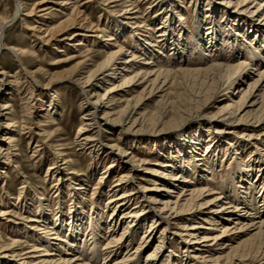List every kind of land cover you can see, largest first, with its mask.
Masks as SVG:
<instances>
[{
	"label": "bare ground",
	"instance_id": "1",
	"mask_svg": "<svg viewBox=\"0 0 264 264\" xmlns=\"http://www.w3.org/2000/svg\"><path fill=\"white\" fill-rule=\"evenodd\" d=\"M33 1L15 0L17 8L15 15L6 21L0 17V54L2 51L15 54L23 68H25V59L29 52L23 48L7 45L4 40V31L6 26L16 18H24L26 21V17H32L35 6L43 7L40 10L42 14L39 17L41 19L46 18L51 13L53 9L51 0L40 1L34 4V8L31 9L29 5ZM150 1L152 3V0ZM176 1L180 2L179 0H153V3H150L149 8H162L158 12L162 25L156 27V30L153 29V23L148 25L145 30L147 36H144V34L139 33L141 28L138 21L140 19L139 7L130 5L128 0H114V3L118 4L115 7L128 4L124 9L126 22L120 23V27L115 29L116 34L112 32V35L105 36L107 38L100 37L103 38L101 44L110 49L104 56L102 55L103 61L96 64L94 61L85 58L87 60H81L73 70L67 73V78L80 87L85 96L82 103L84 108V114L81 118L82 124L77 132V147L80 152L96 153L98 144H102L100 135L103 127L107 131H114L115 127L119 128V135L126 141L131 140L128 137V134H132L131 132L134 133L133 137H137L138 134H143V132L148 131L147 129L154 126L172 124L173 120L179 116L175 115L172 119L169 117L167 110L172 103H169L166 97L171 95V90L175 86L171 77L175 75L176 71L173 72L164 68L167 64L177 61L182 63L187 59H192L193 56L199 57L207 63L213 56H215L214 58L217 56V62H212L213 64L205 69L201 66L199 70L188 69L180 72L193 76V80L194 78H204L202 85H204L205 90H197L195 95L192 94L191 103L196 111L217 110V114L212 117H219L218 122L220 124L212 122L215 128L213 126L205 127V132L210 136L208 138L202 136V132L201 136L197 135L198 133H191L192 137L186 138L187 141L178 139L169 144L165 153L173 156L162 164H158L159 168L153 170V173L159 177H167L169 186L156 187L159 185L158 181L166 183V179L156 180L153 188L142 187L143 192L135 188L132 182L135 181L139 167L135 155L131 152L127 153L116 145L107 146L105 149L113 153V160L104 174L110 175L111 171H116L118 165L115 157H123L124 162L129 165L128 168L125 167L126 171L121 172L120 180L118 179L119 181L114 187L115 191L121 187H124L126 191L119 196H112L110 201L108 200L109 205L113 206L114 209L111 216L106 220L105 209L101 213L98 212L99 214L95 219L92 214H89V218L85 217L87 220L84 223L85 219L82 220L81 216L84 212L83 208L75 205L72 212L74 217L71 215L69 222H67V218L64 219V216L61 217L65 221L58 217L54 219L55 216L49 214L47 209L51 206H46L39 198L38 216L40 218L30 220L33 223L30 227L32 232H26L30 238H33L30 233L36 234V243L34 242L29 248L25 246L28 249L26 252L23 251L25 247L18 242L9 244L7 251L13 260L24 256L23 260H28V262L24 261L22 264H100L103 258L102 264H139V260L143 258H141L144 251L142 248L146 246L145 244L152 236L156 225L159 226L160 222V224L165 225L160 242L156 248L148 252L143 264L171 263L168 260H162V254L164 247L166 244L169 245L171 239L166 241V236H168L166 230L171 227L172 223L177 224L178 231L172 234L174 235V241L171 242L172 247H175L174 243L178 242V251L184 255L177 259L179 261L177 264H205L203 259L207 258L214 264H220L222 260H228L225 264H264V0H224L223 2L209 0L205 10L199 8L201 10L198 9L196 12V20L194 19L196 31L194 35L188 38L191 41L183 38L187 27V17H185L186 15L183 16L184 14L180 15L181 13L177 14L175 10ZM74 2L73 0H65L62 5L69 7L74 5ZM234 6L237 9L231 11L230 9ZM179 7L182 6L179 5ZM202 11H206L207 16L212 19L205 34L202 25H206L204 24L206 21L202 18ZM221 14L224 15L225 21L217 28L212 23ZM247 17L252 20L256 17L257 20L255 21L258 22L251 23L242 20V18L246 19ZM172 28L179 31V37H177L179 39H175V33L172 32L173 35L171 36L173 37L169 39L171 41H168L165 36L167 37ZM222 28L224 29L222 30ZM81 32L74 31L68 39L70 42H74L73 46L75 47L90 43L89 36ZM127 36L133 39V50L143 52L141 59L137 58L131 48L132 52L118 48L117 42ZM154 37L157 40L163 38V40L161 39L162 42L165 41L168 47H171L172 58L166 59L160 49H156L160 47L153 44L152 39ZM223 37L224 39H222ZM109 42H115L114 45L116 46H111ZM63 48L62 46L57 49L54 48V50L57 54H62L64 53ZM123 57L125 58L123 59ZM75 58L76 56H67L62 62L73 61ZM138 61L139 65H137ZM0 74H5V71L2 69ZM26 74L29 76V84L32 89L27 100H31L34 97V85L38 81L35 76H30L27 71ZM54 76L56 77V75ZM96 83L100 85L96 86ZM106 85H109L106 87L107 89L104 88ZM141 87H144L143 90L139 94H135ZM14 90L11 87L8 92H15ZM9 93L8 96H10ZM159 93H165L167 96L165 98L161 96L158 101L157 105L160 112L154 121L153 119L147 121L139 111L146 100L158 96ZM119 96L125 97L126 100L124 106L116 111L115 106L118 105L117 98ZM57 97L54 92L48 98L49 101L41 104L42 114L47 111L44 109L45 107L56 111L57 101H59ZM30 100L27 101L26 105L27 114L25 115L24 126L25 129L29 130L33 126V120L30 117L35 106V103L33 104ZM34 101L39 102L40 99L35 98ZM186 110L180 113L190 112V110ZM13 115V106L9 101L0 103V133H6L2 137L3 141L0 142V156L6 157L5 161L0 164V178L2 175H7L5 166L9 165V156L12 154L10 149L4 148L6 146L14 147L17 133L14 129L20 126L15 120H12ZM149 121H153V123L149 124ZM103 123L105 124L103 125ZM231 123L246 126L244 135L249 139V142L243 143L235 139L233 136L236 133L231 129L224 133V137L215 136V133L222 134L221 132L226 130ZM42 127H44L42 123L37 127L41 133L38 143L51 139V135L48 136ZM91 132L94 133L90 134ZM254 134L259 135L255 137ZM259 137L262 138L259 140ZM202 138L207 140L203 141ZM131 141L133 144L137 143L136 140ZM46 142L49 141L44 143L46 144ZM204 146L206 151L203 152ZM35 149H37L35 153L41 150L39 145ZM114 151L117 154H114ZM230 151L235 152L236 158L240 156V159L237 158L238 162L245 165L241 170L242 175L237 174L230 180H225L220 187L217 182L210 183L214 178L212 168L223 167L222 163L219 165L217 163L219 155L222 152L227 155ZM253 153L256 154L255 157ZM245 154L248 156L247 162L244 161ZM212 156L215 157L214 161L209 163L208 160L213 158ZM55 157L57 160L50 165L47 177L54 178L57 181L56 185H59L60 181L64 179L58 168L61 167L58 160L63 157L62 153L58 152ZM238 162H235L234 165L236 166ZM234 165L231 169L234 168ZM125 168H120V170ZM232 171L230 172L232 173ZM189 173H193L194 179H189L187 175ZM23 186L21 189L27 188V183H24ZM71 189L82 191V188L79 187H72ZM158 189L162 190L165 195L156 194L147 197L142 195ZM75 195L77 194L75 193ZM102 197L104 198V196ZM135 198L138 199L139 203L141 201V206L137 205L131 209L129 205ZM142 206L144 209L140 210ZM215 206H218L219 209L214 210ZM0 207L3 205L0 204ZM150 212L157 213L161 221L155 220L156 216L151 215ZM166 212L168 215L165 216ZM224 212H227L228 215ZM11 213L12 211L0 209V217H8ZM77 213L78 215L75 216ZM204 213L210 214V216L199 221V215ZM59 215H62V212ZM150 216L153 218L150 229L145 230L142 243L137 248H132L135 240V233L132 231L142 228ZM75 217L78 219L76 222ZM108 219H110L109 223L107 222ZM39 223L42 226L38 225ZM123 223H127L126 231L118 236L117 229H120ZM106 229L107 232H105ZM63 231H68L69 234ZM129 233L130 235L127 236ZM226 236L230 238L227 239ZM4 242L3 238L0 237L1 250L5 246ZM201 245H205V247H201ZM124 250L127 252L124 253L125 255L123 254ZM132 250L135 251L132 252ZM218 251H220L218 257L213 259L214 253ZM174 252V249L170 250L171 258L177 257ZM186 253L188 254L186 255ZM120 255H122L121 259L118 258ZM3 264L8 263L4 261Z\"/></svg>",
	"mask_w": 264,
	"mask_h": 264
},
{
	"label": "rangeland",
	"instance_id": "2",
	"mask_svg": "<svg viewBox=\"0 0 264 264\" xmlns=\"http://www.w3.org/2000/svg\"><path fill=\"white\" fill-rule=\"evenodd\" d=\"M40 1L43 0H34L33 2H31L29 5L30 8H34V4L39 3ZM63 1L65 0H51L50 3L53 6V9L51 10V13L46 16V18L42 19L39 16L42 14L40 10L43 7L35 6V11L33 12L32 17H26V21H24V18H16L12 23H9L6 26L4 31V40L7 45L16 48H23L26 52H29V55L25 59L26 64L25 68H23L19 62L18 57L15 54L9 51H2V53L0 54V72L2 69L5 71V74H0V103L9 101L12 104L14 114L12 120H15V122L20 125L17 129H14L15 131H17L14 147L6 146L7 148H4L7 150L10 149V153L12 154L9 156V165L7 167L5 166L7 175H2V178H0V204L3 205V207H0V209L9 212L12 211V213L8 217H0V219H4L0 220V237H2L5 241L4 248L2 250L0 249V264H3L4 261H6V263L8 264H22L24 263V261L26 263L28 262V260H23L24 256L13 260V257H9L10 254L9 251H7V248L9 244H12L13 242H18V244H22L23 247L28 246V248L29 246H32L34 242L36 243V234L32 235V233H30V235L33 237L30 238L27 236V233L31 231L30 227L31 225H33L30 220L40 218L38 216L39 198L41 202L46 206H51L47 209L49 214H53V216H55L54 219H57L58 217L61 220H66L67 218V222H69L71 215L74 217L72 212L75 205L83 208L84 212H80L83 215L85 214L84 216L81 214L82 220L85 219L83 221L84 223L87 220L86 218H89V214H92L94 216L93 218L95 219L97 215L105 209L106 210L104 212L106 220L111 216V214L114 212V209L113 206L109 205V201L112 196H119L124 191H126L124 187H121V190L118 189L117 191H115L114 187L120 180L121 172L126 171V168H128L127 166L129 165L124 162L125 159L123 157H115L117 161L116 163L118 165L115 171L116 173L111 171L112 175L104 174L108 169L107 167L112 164L113 160V153L105 149L107 146L109 147V145H116L119 146V148H121L122 150H125L127 153L131 152L133 153V155H135L136 161L138 160L137 165H139V167L137 168L138 173H136V177L134 176L135 181L132 182L135 188H138L143 192L142 187L153 188L155 186L156 180L166 179V183L158 181V184L160 186L158 185L156 187L169 186V184H167V182H169V179H167V177H159L158 175L153 173L154 169L159 168L157 166L158 164H162L163 162L171 158V156H173L172 154L170 155L169 153H165V149L168 148L169 144L178 139L186 140V138L192 137L190 135L191 133H198L197 135L201 136L202 132V136L208 138L210 136L207 132H205V127H214L212 122L220 124V122H218L219 117H212L217 114V110L206 109L196 111L193 104L191 103L190 99L191 97H193L192 94H196L197 90H205L203 88L204 85H202L204 82V78H196L198 80L197 81L195 78L193 80V76L182 74L180 72L181 70L183 71L188 69H205L209 67L210 64L212 65L213 63L217 62V56L216 58H214L215 56H213L208 64L207 62L201 60L199 57H194L191 54L193 56L192 59H187L182 63L180 61H177L176 63L172 62L170 64H167L166 68H164L165 70H171L173 72L176 71L175 75L171 77L175 83V86H173L171 90V95H168V97H166L167 95L165 93H159L157 94L158 96L154 97L155 99L152 98L150 100H146L145 104L139 111L140 114H143L145 116L147 121L150 119H153L154 121V119L160 112L157 105L158 101L160 100L161 96L164 98L166 97V99L169 100V103H172L167 110V112L169 113V117L172 119V117L175 115L179 116L173 120L172 124L154 126L150 129H147L148 131L143 132V134H138L139 136L137 137H133L134 133L131 132L132 134H128V137L131 140L137 141V143H134L135 145L128 138V140L126 141L123 140V137L119 135V128L115 127L116 129L114 131H107L106 128L102 126L103 128L100 135L102 144H98L96 153L80 152L79 148L77 147V132L82 124L81 118L84 114L82 103L85 96L83 95L80 87L75 85L67 78V73L73 70L78 65V63L85 58L94 61L96 64L103 61L104 57H102V55L104 56L110 49H108L109 47H104V45L101 44V39L103 38L100 37L104 36V38H107L108 35H112L113 33L116 34L115 29L120 25V23L126 22L124 9L125 6H128V4L121 7H115L118 6V4L114 3V0H91L90 2L89 0H73L75 1V4L67 7L62 5ZM128 1L130 5L133 4L134 7H139L138 10L140 19L138 21L141 26L139 33L147 36L145 30L148 25H151L153 23L152 25L154 30H156V27H158L159 25H162V21L158 17V12H160L162 8H149L153 3V0L152 3L150 0ZM179 1L180 2L176 1L175 10L177 11V14L181 13L180 15L184 14L183 16L186 15L185 17H187V27L185 28L186 32L183 38L187 41H191L188 40V38H190L191 35H194L196 31V26L194 25L197 16L196 12L199 8L205 10L207 2H209V0ZM218 1L223 2L224 0ZM179 5L182 7H179ZM16 9L17 8L15 0H0V17H3L5 21L11 19L12 16L15 15ZM234 9L236 10L237 7L234 6L230 10L232 11ZM201 15L202 18L206 21L204 23L206 25H202V29H204L203 33L205 34V32L207 33V29L209 28L212 19L207 16L208 14L206 13V11H202ZM249 19V17H247L246 19L242 18V20H245L247 22H258L255 21L257 20L256 17H254L253 20ZM214 20L215 22H213L212 24H215V27L219 28L218 26L225 21V17L223 14H221L220 17ZM49 26L50 29L48 30ZM223 29L224 28H222V30ZM77 30L80 32L82 31L81 33L88 35L90 43L86 44L84 41V43L86 44L85 46H73L74 42H70V40L68 39L71 37L72 33ZM172 32L175 33V39L179 37V31H176L172 28L171 31H169L167 37L165 36V39L171 41L169 39L173 37L171 36L173 35ZM161 39L163 40V38L157 40L154 37L152 39L153 44L157 45V47H160L156 49H160V52L163 53V56L166 57V59L172 58L171 54L173 52H171V47H168L165 41L162 42ZM222 39H224V37ZM109 44L111 46H116L114 45L116 44L115 42H109ZM117 45L119 46L118 48H123L124 50L129 52H132V47H134L133 39L129 36H127L125 39H120L117 42ZM62 46L64 47L62 49L64 50V53L57 54L54 48L57 49L58 47ZM142 53V51L138 50V52H135V55L138 59H141ZM67 56H76V58L73 61L62 62L67 58ZM124 58L125 57H123V59ZM178 62H180V65L178 64ZM137 65H139V61ZM26 71L30 73V76H35L38 81L37 84L34 85V97H32L31 100L29 99L33 104L35 103L30 117L33 120V126L31 127V130L25 129L24 127L25 115L27 114L26 105L29 102V100L27 99L30 97L29 93L32 90L29 84V76L26 74ZM54 75H56V77ZM195 82L198 85L197 87L195 85ZM99 85V83H96V86ZM108 86L109 85H106L104 88L107 89L106 87ZM11 87L15 89V92H8V89ZM143 88L144 87L139 88L135 94H139L143 90ZM54 92L58 96L57 99L59 100L57 101L56 111H52L51 109H47V107H45L44 109H46L47 111L42 114L41 104L43 102L49 101L48 98H50ZM8 93L10 96L7 95ZM146 97L148 98V96ZM35 98H39L40 101L35 102ZM117 99L118 105L115 107L116 111H119L124 106L126 98L119 96ZM186 109L190 110V112H184V114L180 113L181 111H185ZM153 121H149V124L153 123ZM40 123L44 124L42 130H44L48 136L51 135V139L44 140L42 141V143H38L39 139L41 138L39 134L41 133L39 132L37 127L40 125ZM104 124L105 123H103V125ZM245 127L246 126L237 125V123H231L230 125H228L226 130L221 132L222 134L215 133V136L224 137V133H226L227 131L229 132V130L231 129L234 130V133H236V135L233 136L235 137V139L243 143L245 141L249 142V139L244 135V133H246ZM94 132H91L90 134H93ZM5 134V132L0 133V142L3 135ZM258 135L259 134H254L255 137H257ZM261 138L262 137H259V140ZM202 140L206 141L207 139L202 138ZM45 141L49 142H46L45 144ZM37 145L40 146L41 150L38 153H35L37 150L35 149ZM60 148H62V150H59ZM204 151H206L205 146L203 147V152ZM58 152H61L63 156L58 160V164L61 166L58 168L60 169V172L63 175L64 179L60 181L59 185H56L57 181H55L52 177H47V173L50 165L56 162L57 159H55V156ZM115 153L117 154V152L114 151V154ZM246 155L247 154H245L244 156V161L247 162L248 156ZM214 156H212L213 158H210L208 160L209 163H212L214 161ZM235 156L236 155L234 151L228 152L227 155L222 152L219 155L217 163L218 165L219 163H222L223 167H218L216 169L212 168L214 170V178L210 183L217 182V185L220 187L225 180H230V178L236 176L237 174L242 175L241 170L244 164L238 162L237 158L240 159V156H238L237 158ZM253 156L255 157L256 154L253 153ZM254 157H252V159H254ZM5 158V156H0V164L1 162L5 161ZM63 159L64 161H62ZM235 162H238L236 166L234 165ZM233 165L234 168L231 169ZM120 168L125 169L120 170ZM113 169L115 168L113 167ZM231 170H233L232 173L230 172ZM187 175L189 179H194L193 173H189ZM24 183H27V188L21 189L22 187H24ZM72 187L82 188V191H73L71 189ZM112 190L113 192H110ZM75 193L77 195H75ZM156 194L165 195V193L159 189L148 193H143L142 195H145L147 197ZM102 196H104V198ZM137 205L141 206V201L139 203L138 199L135 198L131 201L129 206L132 209ZM147 206L148 205L146 203V208ZM143 207L144 206H142L140 210H143ZM217 207L214 208V210L219 209ZM60 212H62V215H59ZM150 214L156 216L155 220L159 219V215L157 213L150 212ZM224 214L228 215L227 212H224ZM77 215L78 213L75 216ZM164 215H168V212H166ZM61 216H64V219ZM209 216L210 214H201L199 215L198 220L201 221L203 218ZM76 221H78L77 217H75V222ZM152 221L153 218L152 216H150L146 224L142 228L132 231L133 233H135V240L132 248H137L140 243H142L144 232L145 230L150 229ZM159 221H161V219H159L158 222ZM107 222L109 223L110 219H108ZM38 225L42 226V224L40 223ZM164 227L165 225L160 224V222L159 226L158 224L156 225L152 236L145 244L146 246L142 248L144 251L142 250L143 252L141 258H143L139 260V264H143V260L148 252L152 251L159 244ZM125 228H127V223H123L120 226V229H117V235L119 236L124 231H126ZM176 231L177 224L172 223L171 227L167 228L166 234H168V236H166V241H169L170 238L171 239L169 241V245L167 246L166 244V246L164 247V252L162 254V260H168L172 264H177V262H179L177 259H180L183 255V253L181 254V251H178V242L174 243V245H176L175 247H172L171 244V242L174 241V235L172 234L176 233ZM63 232L69 234L68 231ZM105 232H107V229L105 230ZM129 235L130 233L127 234V236ZM226 238L228 239L230 237L226 236ZM201 247H205V245H201ZM172 249L175 250L174 253L177 254V257L171 258L170 250ZM135 250H132V252H134ZM23 251H28L27 247H25V250ZM219 252L220 251L214 253L215 255L213 254V259L218 257ZM124 253H127L126 250L123 251V254ZM187 254L188 253H186V255ZM190 254L194 255L192 253ZM121 257L122 255H120L118 258L121 259ZM203 260L205 264H214L209 260V258ZM227 261L228 260H222V263L220 264H225ZM101 262H103V258L100 261V264H102Z\"/></svg>",
	"mask_w": 264,
	"mask_h": 264
}]
</instances>
